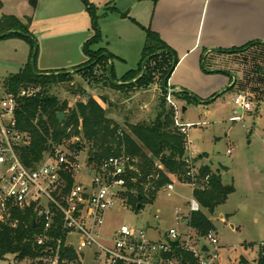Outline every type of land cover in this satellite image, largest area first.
Listing matches in <instances>:
<instances>
[{
	"label": "rangeland",
	"instance_id": "1",
	"mask_svg": "<svg viewBox=\"0 0 264 264\" xmlns=\"http://www.w3.org/2000/svg\"><path fill=\"white\" fill-rule=\"evenodd\" d=\"M89 2L95 7L99 19L102 36L100 47L124 57L126 61H115L118 77L131 68L135 69L139 61V52L135 50V46L138 34L143 38L144 33L129 20H124L119 12L136 16L146 12L153 1ZM0 4V19L3 16H15L24 22L26 18L32 19L31 31L38 45L37 71L78 66L87 61L84 44L92 37L93 32L91 16L83 0H39L37 9L27 0H0ZM31 52V44L24 38L9 37L0 40V94H6L7 78L19 73L29 64ZM254 55L231 58L235 71L242 76L244 73L248 77L253 76L257 69ZM260 66L264 70V63ZM49 94L70 105H74L77 100L92 97L123 127L127 122L136 124L152 121L158 113L162 98L159 85L126 93L110 88L100 77L86 82L80 76H75L69 83L50 86ZM129 98H134L133 103L128 102ZM144 103L148 104L145 109ZM253 105L255 106L254 103ZM186 107L188 110L184 113L182 110L179 119L184 124L194 125L189 136L197 154H208L204 162L214 171L220 169L223 183L234 188L226 203L218 207L214 215L204 212L217 229L220 258L215 264H258L255 261L259 260L261 246L264 247V101L257 109L246 112L238 122L230 120L236 115L237 109L231 94H224L216 102L204 107ZM208 110L210 115L207 117ZM229 150L231 154H228ZM192 200L191 188L176 185L171 197L160 193L153 204L146 205L139 213L133 210L127 200V207L117 203L114 210L106 215L104 233L111 234L122 225L144 229L149 238L160 240H165L166 235L174 228L179 233L189 232L185 218L189 214L188 204ZM177 214H182L184 219L177 221ZM157 222H160V226H157ZM191 233L187 234L191 247L198 249L200 246H208L212 249L205 239H199L194 231ZM91 261L89 257L84 264H93ZM0 264L42 262L37 259L18 261L10 255L5 261H0Z\"/></svg>",
	"mask_w": 264,
	"mask_h": 264
},
{
	"label": "trees",
	"instance_id": "2",
	"mask_svg": "<svg viewBox=\"0 0 264 264\" xmlns=\"http://www.w3.org/2000/svg\"><path fill=\"white\" fill-rule=\"evenodd\" d=\"M27 1L34 9H37L39 0ZM83 1L91 16L93 35L84 45L87 61L75 68L77 71L75 74H41L36 70L39 75H35L31 68L34 51L33 39H35L30 30L32 19L26 18L25 22L15 16H3L0 19V36L10 31L21 32L29 35L30 38L20 35L10 37L24 38L30 42L32 47L29 64L21 72L7 78L6 93L19 94L22 89L28 87L40 90L38 95L33 98L20 99L16 111L18 128L30 137V144L22 151V159L28 167H33L34 164L42 160L45 152L52 150L53 146L73 138L85 141L89 147L90 158L97 162L111 156H118L124 150L135 160L133 164L135 170L130 172V178L133 180L128 182L124 197L133 210L139 213L146 205L156 201L159 192L172 183L173 178L181 182L189 181L190 167L186 161L185 137L175 126L174 110L167 105V92L161 87L163 80L172 72L174 58L178 63V57L157 33L150 28L142 27L146 34V42L138 69L127 72L121 80H117L113 68V79L121 84H112L107 76V66L110 59L114 60L115 57L107 48L100 47L102 36L96 9L89 0ZM152 1L157 3L159 0ZM121 16L127 17L126 14H121ZM133 21L135 22V20ZM95 46L97 49H93ZM252 49L259 53V57L264 58V44L260 43H252L243 48L223 53H242ZM156 53L160 54L152 57L149 61L146 75L139 81L131 83L141 75L144 60ZM75 76L82 77L86 82L100 77L102 82L110 88L126 93L147 90L154 85H159L162 90V98L158 113L152 121L136 124L127 122L123 127L111 118L110 113L92 97L77 100L74 105H70L67 101L61 102L56 96L49 94L50 86L69 83ZM167 87L170 89L169 83ZM173 96L176 100L187 105L196 103V100L187 92H173ZM59 114L64 116L62 121L58 118ZM199 162V157L193 161L195 165ZM196 182L200 188L193 192V198L199 203L201 210L190 213L188 227L196 232L199 239H205L210 232H216V227L204 212L214 215L217 208L226 203L234 188L225 185L220 169L213 171L210 165L198 166ZM13 218L20 221L17 228L0 223V261H5L10 255L18 261H34L41 258L46 248L38 246L34 238L44 231L42 220L36 216L32 209L14 210ZM49 234L55 239L61 238L65 243L66 234L62 231L60 218L56 219ZM50 247L55 249L56 244L51 243ZM60 255L59 264H69L78 258L74 250L65 247L64 244L61 247ZM163 258L166 260L175 259L179 264H199L194 254L185 250L182 245L173 246L171 252L164 254ZM63 260H67V263H63ZM257 262L264 264L263 246H261Z\"/></svg>",
	"mask_w": 264,
	"mask_h": 264
},
{
	"label": "built area",
	"instance_id": "3",
	"mask_svg": "<svg viewBox=\"0 0 264 264\" xmlns=\"http://www.w3.org/2000/svg\"><path fill=\"white\" fill-rule=\"evenodd\" d=\"M39 92L37 88L28 87L19 94H0V223L17 228L20 221L13 218V211L32 209L44 224L43 233L34 238L38 246L46 248L38 261L59 264L64 244L78 257L69 264H84L89 257L93 264H179L175 259L163 258L164 254L171 252V242L175 241L192 252L199 264L219 261V241L215 232L205 237L212 249L208 246L191 247L190 238L183 239L176 229H171L163 241H153L144 229L128 225H122L111 234L104 233L106 215L117 203L127 207L124 194L128 182L133 180L130 172L135 170V160L124 150L118 156L97 162L90 158L88 144L73 138L53 146L40 162L28 167L23 162L22 151L30 144V137L18 128L16 111L20 99L33 98ZM166 101L174 110L175 126L185 137L186 161L190 167L189 181L178 182L194 192L200 188L196 182L198 167L193 163L198 152L189 136L194 125L180 121L183 109L171 89ZM233 102L243 111L254 109L244 93L237 94ZM174 190L175 182L172 181L159 193L171 197ZM200 210L199 203L193 198L190 213ZM57 218L61 219L62 231L66 234L65 243L49 234ZM183 219L182 214H177V221ZM51 243L56 244L55 249L50 247ZM62 262L67 263V260Z\"/></svg>",
	"mask_w": 264,
	"mask_h": 264
},
{
	"label": "crops",
	"instance_id": "4",
	"mask_svg": "<svg viewBox=\"0 0 264 264\" xmlns=\"http://www.w3.org/2000/svg\"><path fill=\"white\" fill-rule=\"evenodd\" d=\"M146 9V12L136 14V16L121 13L117 9L120 16L121 14L127 15V17H122L124 20H129L144 33L143 38L138 34L135 46V50L139 52L137 67L122 73L120 77L115 72L119 80L127 72L137 70L141 63L146 42V34L142 27H145L157 33L161 40L177 54L178 63L170 77L169 86L173 92H187L194 99L197 98L200 101L195 99L196 103L191 105L204 107L216 102L224 94H231L233 102L237 94L244 93L255 104L254 109L260 106V103L264 101V70L260 66L264 63V58L259 57V53L254 49L242 53L223 52L240 49L252 43L264 44V0H159L157 3L152 2L151 7ZM134 34L136 35L135 32ZM110 53L115 57L113 60L114 71L116 60L126 63L124 57ZM253 54H255L253 58L257 68L254 75L248 77L245 73L242 76L240 72H236V67L231 64L230 60L242 55L246 57V55ZM83 64L72 66L69 63L67 66L70 65V67L48 68L39 72L41 74H58L74 71L75 68ZM248 91L251 95L248 94ZM259 97H261L260 100ZM133 101L134 98L128 100L130 104ZM179 103H181L182 109L189 106L182 101ZM147 105L144 103L143 107L147 108ZM252 111H243L237 108L236 115L232 116L230 120L231 122L241 121L246 112ZM206 115L207 117L210 115L209 110L206 111ZM235 117L240 119L235 120ZM205 124L204 122L203 125ZM208 156L206 153L198 155L200 162L197 167L208 165L204 162ZM173 182H175V186L190 188L182 185L176 178H173ZM188 207L189 214L185 218L187 226L190 203ZM157 226H160V222H157ZM189 230V232L180 233L182 238H186L187 234L194 231L191 228ZM194 233L196 232L194 231ZM151 240L163 241L160 239Z\"/></svg>",
	"mask_w": 264,
	"mask_h": 264
},
{
	"label": "water",
	"instance_id": "5",
	"mask_svg": "<svg viewBox=\"0 0 264 264\" xmlns=\"http://www.w3.org/2000/svg\"><path fill=\"white\" fill-rule=\"evenodd\" d=\"M12 35H20V36H23V37H28L30 38L29 35H25L21 32H18V31H10V32H7L3 35L0 36V39H4L6 37H10ZM34 41V51H33V56H32V59H31V68H32V71L35 75H39L37 72H36V56H37V52H38V45H37V42L35 41V39H33ZM160 53H156L148 58H146L144 60V62L142 63V73L141 75L134 81H132L131 83H135L137 81H139L141 78H143L145 75H146V72H147V64L149 63V61L152 59V57H155V56H158ZM108 58H110L108 55H106ZM177 65V59L174 58V62H173V68H172V72L170 74H168V76L163 80L162 82V90H164L165 92L169 93L170 92V89L167 87L168 83H169V80H170V77L175 69ZM90 67V66H89ZM112 70H113V60L110 59V62H109V65L107 66V76L110 80V82L112 84H115V85H119L118 82H116L114 79H113V76H112ZM77 71H71V72H61V73H58L59 75H63V74H75ZM198 102H200L197 98H195ZM186 111V107L183 108V113ZM58 118L60 121L63 120L64 116L63 114H59L58 115ZM201 157V156H200ZM141 197L139 196V199ZM171 245L172 246H179L180 243L178 241H175V242H171ZM205 251H207V248H204Z\"/></svg>",
	"mask_w": 264,
	"mask_h": 264
}]
</instances>
